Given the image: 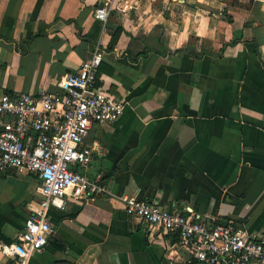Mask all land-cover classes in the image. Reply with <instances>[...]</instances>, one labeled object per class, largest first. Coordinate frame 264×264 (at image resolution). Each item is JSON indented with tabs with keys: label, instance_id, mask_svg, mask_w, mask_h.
<instances>
[{
	"label": "crops",
	"instance_id": "0c3cea01",
	"mask_svg": "<svg viewBox=\"0 0 264 264\" xmlns=\"http://www.w3.org/2000/svg\"><path fill=\"white\" fill-rule=\"evenodd\" d=\"M101 2L0 0V92H61L99 44L98 85L126 104L91 125L93 159L78 167L103 173L110 193L51 205L54 232L26 264L186 262L177 234L132 215L124 197L264 239V0H117L106 22ZM40 185L0 170V240L23 230ZM0 264L23 263L0 252Z\"/></svg>",
	"mask_w": 264,
	"mask_h": 264
},
{
	"label": "built area",
	"instance_id": "2783aa9c",
	"mask_svg": "<svg viewBox=\"0 0 264 264\" xmlns=\"http://www.w3.org/2000/svg\"><path fill=\"white\" fill-rule=\"evenodd\" d=\"M115 1L102 0L95 17L106 22ZM104 56L97 44L76 71L61 76V92H0V170L33 172L41 181L42 200L27 216L23 230L11 243L0 240V252L23 264L43 250L54 232L51 205L64 206L66 194L88 200L110 193L103 173L89 176L78 169L93 159V150L83 145L91 125L118 119L126 106L98 85ZM123 199L132 215L177 234L189 251L182 264H264V239L244 228L191 217L156 200Z\"/></svg>",
	"mask_w": 264,
	"mask_h": 264
},
{
	"label": "trees",
	"instance_id": "16d2710c",
	"mask_svg": "<svg viewBox=\"0 0 264 264\" xmlns=\"http://www.w3.org/2000/svg\"><path fill=\"white\" fill-rule=\"evenodd\" d=\"M120 32H121V28L120 27H118V28H116L115 30H114V37H115V40H117L118 39V36H119V34H120ZM101 67V66H100ZM99 73H100V70H99ZM11 92V91H10ZM30 214V213H29ZM8 242H11V240L10 239H8L7 240ZM193 264H197V262H194Z\"/></svg>",
	"mask_w": 264,
	"mask_h": 264
},
{
	"label": "water",
	"instance_id": "95a60500",
	"mask_svg": "<svg viewBox=\"0 0 264 264\" xmlns=\"http://www.w3.org/2000/svg\"><path fill=\"white\" fill-rule=\"evenodd\" d=\"M76 207H77V205H76ZM74 208H75V206H74Z\"/></svg>",
	"mask_w": 264,
	"mask_h": 264
}]
</instances>
